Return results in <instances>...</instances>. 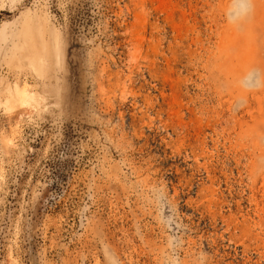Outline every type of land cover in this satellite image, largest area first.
I'll use <instances>...</instances> for the list:
<instances>
[{"label": "rangeland", "instance_id": "374dc122", "mask_svg": "<svg viewBox=\"0 0 264 264\" xmlns=\"http://www.w3.org/2000/svg\"><path fill=\"white\" fill-rule=\"evenodd\" d=\"M0 264H264V0H0Z\"/></svg>", "mask_w": 264, "mask_h": 264}, {"label": "trees", "instance_id": "16d2710c", "mask_svg": "<svg viewBox=\"0 0 264 264\" xmlns=\"http://www.w3.org/2000/svg\"><path fill=\"white\" fill-rule=\"evenodd\" d=\"M61 22H63L64 25L66 24L69 29H75L77 26V20L74 17L70 18L69 21L61 19Z\"/></svg>", "mask_w": 264, "mask_h": 264}]
</instances>
